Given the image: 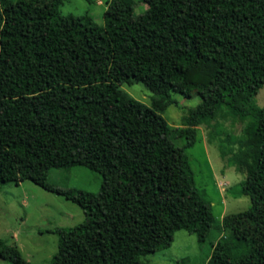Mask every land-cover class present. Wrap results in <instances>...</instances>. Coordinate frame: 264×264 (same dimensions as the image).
Wrapping results in <instances>:
<instances>
[{"label":"trees","instance_id":"16d2710c","mask_svg":"<svg viewBox=\"0 0 264 264\" xmlns=\"http://www.w3.org/2000/svg\"><path fill=\"white\" fill-rule=\"evenodd\" d=\"M59 4L0 0V183L28 180L85 216L53 229L47 264H144L177 230L209 241L206 264H264V0H109L102 25ZM132 82L149 105L120 88ZM192 92L169 125L171 94ZM220 108L242 122L235 195L249 206L214 224L184 149ZM75 165L99 174L95 193L47 181ZM0 259L32 264L2 237Z\"/></svg>","mask_w":264,"mask_h":264},{"label":"rangeland","instance_id":"374dc122","mask_svg":"<svg viewBox=\"0 0 264 264\" xmlns=\"http://www.w3.org/2000/svg\"><path fill=\"white\" fill-rule=\"evenodd\" d=\"M108 1L60 0L59 11L72 15L87 13L96 24L102 25V15ZM144 8L145 4L137 3L135 12H141ZM120 88L139 102L150 104L152 93L142 83L122 84ZM171 96L174 102L159 114L169 125L179 126L181 116L198 103L199 97L194 92L190 97L178 93ZM252 101L257 106L264 105V84ZM47 111V108L42 109V112ZM196 128V140L192 146L184 149V153L194 184L210 203L214 224H219L224 214L249 206L247 196L235 195L237 183L244 178L234 163L242 137V122L236 115L220 108L208 127L197 125ZM46 179L60 189L93 193L100 184L99 174L81 165L68 170L51 168ZM84 218L83 211L75 203L28 180H20L17 184L0 183V237L16 245L22 258L32 264L49 262L56 250L54 228L73 226ZM209 250L208 240L200 243L194 234L177 230L168 247L146 255L142 261L144 264H206ZM180 259L182 262L179 263ZM0 264L11 263L0 259Z\"/></svg>","mask_w":264,"mask_h":264}]
</instances>
